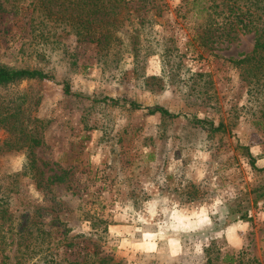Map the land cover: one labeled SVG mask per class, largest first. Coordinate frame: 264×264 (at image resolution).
Here are the masks:
<instances>
[{"label": "rangeland", "instance_id": "374dc122", "mask_svg": "<svg viewBox=\"0 0 264 264\" xmlns=\"http://www.w3.org/2000/svg\"><path fill=\"white\" fill-rule=\"evenodd\" d=\"M72 3L0 0V64L53 77L0 88V264H72L94 249L124 264H264V73L232 62L254 28L223 33L233 3L262 29L264 0H124L121 42L105 50L74 36L69 17L88 7ZM28 136L40 144L28 150ZM155 226L183 231L180 255L166 238L155 254L120 251L152 249Z\"/></svg>", "mask_w": 264, "mask_h": 264}, {"label": "trees", "instance_id": "16d2710c", "mask_svg": "<svg viewBox=\"0 0 264 264\" xmlns=\"http://www.w3.org/2000/svg\"><path fill=\"white\" fill-rule=\"evenodd\" d=\"M144 1V0H141ZM147 1V0H146ZM155 0H150L153 2ZM119 3L124 4V0H73V5L76 7L87 6L88 19L81 20V16L69 17L71 26L73 27V34L78 40H91L96 42L100 50L115 47L111 44L114 42H121L118 40L121 32L122 20L118 17L120 15ZM148 4V3H147ZM227 15L225 17V25L223 33L228 34L233 26L240 25L241 28H254V44L249 54L232 61L233 64L241 70V74L244 72L254 71L255 74L264 73V27L262 29L256 28L260 17H256L251 12L245 10L241 11L239 5L233 3L227 9ZM212 19L208 17L207 22L211 24ZM144 22V21H143ZM142 22V23H143ZM213 23V22H212ZM217 25V24H216ZM105 62V61H104ZM102 63V62H101ZM103 64V63H102ZM247 70V71H245ZM245 75V74H244ZM246 77V75H245ZM23 80H39V81H53L51 74L44 72L40 69H28V68H12L0 64V88L7 87ZM64 94L82 96L81 93H73L70 90L69 85L66 83L63 87ZM101 102L112 105L120 104L127 105L132 110L143 109L139 103L128 100L126 98H112L108 96H98ZM159 113L161 116L177 118L178 114L168 112L166 109L160 106H154L147 108V114L154 115ZM7 114H0V126L5 125L8 122ZM194 123L200 124L203 128H207L209 131H224L223 125H214L207 119H196ZM29 137V136H28ZM27 149L36 147L40 144L39 140L34 137L27 139ZM30 166L33 165L31 159ZM34 166V165H33ZM264 171V167L262 168ZM4 213L3 211H0ZM72 264H124L121 261H116L111 255L105 254L100 249H94L90 254H86L85 260L82 262H73Z\"/></svg>", "mask_w": 264, "mask_h": 264}, {"label": "crops", "instance_id": "0c3cea01", "mask_svg": "<svg viewBox=\"0 0 264 264\" xmlns=\"http://www.w3.org/2000/svg\"><path fill=\"white\" fill-rule=\"evenodd\" d=\"M152 205H154V204L149 203L146 206L151 208L150 216L153 217L154 214H153V206ZM177 215L178 214H175V216H177ZM151 220L153 223L155 222V220H153V219H151ZM179 230L180 229H177V228L169 230L167 227H165V229H161L159 226H155L153 229H150L149 231H145L146 233H143V234H148V235L152 236V238L154 239V240H152V242H148V244H146V247L152 248V249H120V251H122V250L126 251L125 255L128 256L129 258H132L133 254L137 255V250H141L140 252L142 254H155L158 251V249H156L157 248L156 239L166 238V239H168L167 242H168V246L170 248V249H168V252H169L170 256L176 257L182 253V246H181V242H180V237H181V233L183 231L180 233ZM118 231L125 232L126 227L123 226L122 229H118ZM120 235L124 236L122 233H120ZM133 252H135V253H133Z\"/></svg>", "mask_w": 264, "mask_h": 264}]
</instances>
